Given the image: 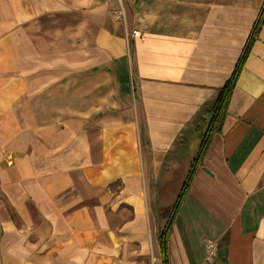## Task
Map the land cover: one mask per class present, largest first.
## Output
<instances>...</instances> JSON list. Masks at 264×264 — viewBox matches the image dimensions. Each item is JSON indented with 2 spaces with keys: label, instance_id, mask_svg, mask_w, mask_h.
<instances>
[{
  "label": "crops",
  "instance_id": "0c3cea01",
  "mask_svg": "<svg viewBox=\"0 0 264 264\" xmlns=\"http://www.w3.org/2000/svg\"><path fill=\"white\" fill-rule=\"evenodd\" d=\"M0 264H264V0H0Z\"/></svg>",
  "mask_w": 264,
  "mask_h": 264
},
{
  "label": "trees",
  "instance_id": "16d2710c",
  "mask_svg": "<svg viewBox=\"0 0 264 264\" xmlns=\"http://www.w3.org/2000/svg\"><path fill=\"white\" fill-rule=\"evenodd\" d=\"M256 27L254 28L253 31L256 30ZM242 59H243V56L240 58V60H238V62L236 64V67H235L233 73L231 74V76L219 88L217 96H216L213 104L208 108V111L210 113V121H209L207 129L204 132L203 139L201 141V144H200V147H199V153H198L197 157H199V155L201 154V152L203 150V147L205 146V138H206V135H207L208 131L210 130L211 127H213V124H214L215 120L222 113L223 107H224V105L226 103V100H227V98H228V96L230 94V91H231V89H232V87L234 85V81H235V78H236V76L238 74V70H239L240 64L242 62ZM197 157H196V160H197ZM193 162H195V159H194ZM188 180H189V178H187V180L181 185L180 193H178V195H177L175 201L173 202V204H171L170 206H163L161 208V210H163V211L164 210L168 211V215L169 216L173 212V210H174V208L176 206V203L180 200L181 195H183V192L185 190V187L187 186Z\"/></svg>",
  "mask_w": 264,
  "mask_h": 264
},
{
  "label": "rangeland",
  "instance_id": "374dc122",
  "mask_svg": "<svg viewBox=\"0 0 264 264\" xmlns=\"http://www.w3.org/2000/svg\"><path fill=\"white\" fill-rule=\"evenodd\" d=\"M115 84H117V81L112 82L110 81V79L107 80V85L109 89L113 88ZM205 128L206 125H202L201 127L202 131ZM197 144H198V136H195L194 138H190L187 151L185 155L182 157L183 163H185V165H182L183 164L182 163L181 166H176V168L171 169V171L168 173L167 186L164 189L162 196L159 198L158 203L156 204L167 205L172 203L176 199L177 194L179 193V190L181 188V187L179 188L180 186L179 184L180 182H182V180H184L185 175L187 174L186 172H188V170L190 169L189 162L195 156L194 154L196 152ZM178 177L179 179H177Z\"/></svg>",
  "mask_w": 264,
  "mask_h": 264
},
{
  "label": "built area",
  "instance_id": "2783aa9c",
  "mask_svg": "<svg viewBox=\"0 0 264 264\" xmlns=\"http://www.w3.org/2000/svg\"><path fill=\"white\" fill-rule=\"evenodd\" d=\"M205 260L211 261L215 256L216 243L214 240L206 239L204 242Z\"/></svg>",
  "mask_w": 264,
  "mask_h": 264
}]
</instances>
